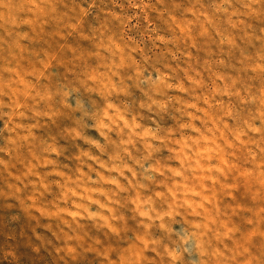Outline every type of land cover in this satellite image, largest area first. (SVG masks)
Returning <instances> with one entry per match:
<instances>
[{
  "label": "clouds",
  "instance_id": "clouds-1",
  "mask_svg": "<svg viewBox=\"0 0 264 264\" xmlns=\"http://www.w3.org/2000/svg\"><path fill=\"white\" fill-rule=\"evenodd\" d=\"M99 3L0 0L8 192L103 264H264V0Z\"/></svg>",
  "mask_w": 264,
  "mask_h": 264
},
{
  "label": "rangeland",
  "instance_id": "rangeland-1",
  "mask_svg": "<svg viewBox=\"0 0 264 264\" xmlns=\"http://www.w3.org/2000/svg\"><path fill=\"white\" fill-rule=\"evenodd\" d=\"M98 7H103L99 0ZM250 23L251 31L258 34L259 28L264 27V12ZM160 27L163 30L162 23ZM134 31L139 32L140 29ZM38 51L39 48L34 49V52ZM65 118L70 119L67 115ZM6 184V178L0 176V264H103L99 260L97 245L92 238L95 233L90 225H81L79 232L83 239L77 241L76 249L70 250L65 244L69 239L68 233H53V226L49 225V233L54 234L56 240L44 234L43 226L39 222L33 223L35 217L24 202L20 200L19 205L16 204L19 196L12 198L13 194L8 192ZM37 230L42 233L38 238L34 237Z\"/></svg>",
  "mask_w": 264,
  "mask_h": 264
}]
</instances>
